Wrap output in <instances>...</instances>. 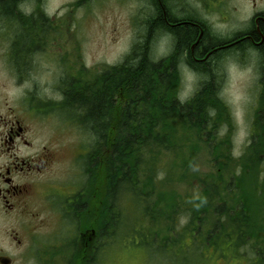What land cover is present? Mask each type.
Instances as JSON below:
<instances>
[{"label": "trees", "instance_id": "16d2710c", "mask_svg": "<svg viewBox=\"0 0 264 264\" xmlns=\"http://www.w3.org/2000/svg\"><path fill=\"white\" fill-rule=\"evenodd\" d=\"M24 1L0 0V18L15 17V25L24 35L29 34L27 44L15 49L20 57L25 55L23 46L28 50V43L37 35L33 26L41 25L42 34L44 25L49 24L45 16L37 22L15 13ZM152 3L154 7L155 0ZM155 16L154 7L142 38L120 63L90 76L81 72L79 77L69 75L63 81V98L57 105L91 139L82 170L85 199L91 202L94 192V209L102 215L95 228L101 238L106 236L103 211L108 193L111 240L137 232L144 246L172 264H189L192 259V264H200L211 257L242 261L236 264H264V184L258 178L256 156L264 151V82L259 96L263 106L255 114L261 131L257 132V124L252 128L246 147L249 154L242 155L244 161L234 173L237 159L218 151V144L231 140L230 131L224 134L225 139L217 138L219 124L230 123L229 107L218 96L215 80L219 78H201L199 88L181 101L176 63L168 56L151 57L150 34L166 28L161 14ZM182 28L177 35L182 34ZM190 28V35H195L194 27ZM261 48L264 51V42ZM212 139L217 143L214 170L204 173L197 164L203 142ZM229 169L233 172L227 175ZM175 178L188 179L189 185L178 201L172 182ZM91 185L92 191L87 193ZM124 200L133 201L135 210L145 217V225L126 224Z\"/></svg>", "mask_w": 264, "mask_h": 264}, {"label": "rangeland", "instance_id": "374dc122", "mask_svg": "<svg viewBox=\"0 0 264 264\" xmlns=\"http://www.w3.org/2000/svg\"><path fill=\"white\" fill-rule=\"evenodd\" d=\"M153 10L152 0H26L20 3L15 13L32 17L37 22H41L45 16L49 19V24L44 25L45 32L37 37L35 35L34 40L28 43L30 47L28 50L27 46H23L27 61L22 62L16 60L22 55L16 58L15 49L23 42L27 44L26 37L29 34L24 35L18 24L15 25V17L0 18V114H5L7 107H12L16 115L22 116L31 102L40 105L38 109L56 107L58 96L54 92V86L57 79H62L60 87L63 88V81L69 75L79 77L81 72L90 76L94 72L101 71L105 66L120 63L132 48L133 43L142 38L146 29L145 21L152 16ZM33 27L34 32L38 33L40 25L35 24ZM151 37V57L155 60L156 57L166 56L169 51L168 38H160L156 33L155 35L151 33L149 38ZM36 41H41L42 44L36 45ZM247 61L235 59V61L223 63L222 78L215 80L218 84V96L224 101L226 107H229L230 115L229 124L225 122L219 124L217 138L225 139L224 134L227 131L231 132V140L218 144L220 147L218 151L231 153L232 157L237 159L234 165L235 171L244 161H241V157L247 153L246 147L250 143L252 128L257 124V132L261 131L255 114L258 107L263 106L259 102V96L264 81L255 78L251 61L250 59ZM200 82L201 78L198 76L182 73L179 99L185 101L191 97L199 88ZM33 119L36 122L31 125V128L34 131L40 128L41 136L47 137L49 147H59L56 151L60 161L50 167L52 171L48 173L49 179L39 183L40 187L36 189L35 200L42 204L45 190L48 191L51 187L57 188L60 187L59 184L74 183L80 188L85 184V173L81 165H78L76 156L83 147L84 152L87 151L91 139L84 129L78 127L64 114L61 118L55 112H51L47 116L45 114L42 117L34 116ZM31 121L33 120L27 122ZM41 142L42 139L39 138L35 146L40 145ZM203 143L197 169L207 173L214 170L212 158L217 143L213 139ZM80 154L78 153L79 156ZM248 154L249 152L247 156ZM256 156L258 157V178L264 184V151L257 153ZM168 169H171V166ZM232 172L229 169L227 175ZM172 182L175 184L173 188L178 201L188 191V179L186 181L176 179ZM46 183L51 186H44ZM35 200L33 207H37ZM122 205L127 225L129 223L146 224L145 217L140 214V211L135 210L133 201L124 200ZM44 215L42 213L41 217ZM23 221L22 223H16L14 219L0 221V241L8 245L5 233L9 232L10 237H31L35 239V243L37 241L38 247H49L52 243L58 245L61 242L60 239L55 240L57 238L55 233L60 229L63 233L62 238L64 237L63 247L76 246V227L71 224L61 223L54 216L36 219L33 221L35 227H31L27 219ZM125 227L124 224L123 229L127 230ZM149 227L153 229L152 226L149 225ZM33 229L36 230L33 232ZM138 236L139 234L135 232L111 240L110 248L100 249V255L95 264H172L166 262L163 256L155 252V249L144 246ZM72 239H75L74 245L69 244ZM153 242L155 247V240ZM248 255L249 253L245 254L244 258ZM239 262L242 263L234 257H230L229 261L211 257L200 264ZM192 263L193 259L189 264Z\"/></svg>", "mask_w": 264, "mask_h": 264}, {"label": "flooded vegetation", "instance_id": "af4514ba", "mask_svg": "<svg viewBox=\"0 0 264 264\" xmlns=\"http://www.w3.org/2000/svg\"><path fill=\"white\" fill-rule=\"evenodd\" d=\"M154 7L155 15L161 14L166 26L156 31L158 37H167L169 41V51L164 57L168 56L170 62L176 63L180 75L190 73L199 78L221 79L223 63L235 59L248 62L247 59H250L253 75L264 81V51L261 48L264 42V0H155ZM183 26L184 31L182 28V34L177 35ZM190 26L194 27L195 35H190ZM39 32L36 34L39 35ZM35 44L41 45L42 42L36 41ZM16 60L26 62L27 58L24 56ZM61 80L58 78L54 86L57 104L63 98ZM38 106L31 102L22 116L16 115L12 107H7L6 113L0 114V221L14 219L16 223H22L27 219L31 227H35L33 221L36 219L54 216L57 221L76 227V246L63 247L64 237L60 229L55 233V240L60 239L61 242L58 245L52 243L49 247H38L37 241L35 243L31 237H10L7 232L8 245L0 241V264H95L100 249L110 248L112 242L108 193L105 194L103 211L108 228L104 238L94 225L102 220V215L99 213L97 216L94 209L95 193L90 195H93L92 201H87L85 184L80 188L74 183L51 187L45 190L43 203H37L38 184L49 179L50 167L57 164L60 158L57 153L59 147H49L47 137L41 136L40 128L37 131L31 128L36 122L33 118L47 116L51 112L63 117L59 105L50 109H38ZM30 120L33 121L28 123ZM39 138L42 142L35 146ZM86 152L84 147L77 152L76 159L81 167ZM44 186L51 185L46 183ZM90 191L92 185L87 193ZM34 200L38 209L33 207ZM42 213L44 217H41ZM69 244L74 245L75 239Z\"/></svg>", "mask_w": 264, "mask_h": 264}]
</instances>
